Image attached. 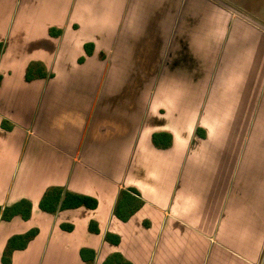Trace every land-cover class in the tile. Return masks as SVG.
Returning <instances> with one entry per match:
<instances>
[{"label":"crops","instance_id":"0c3cea01","mask_svg":"<svg viewBox=\"0 0 264 264\" xmlns=\"http://www.w3.org/2000/svg\"><path fill=\"white\" fill-rule=\"evenodd\" d=\"M30 232L9 264L261 263L264 33L211 0H0V264Z\"/></svg>","mask_w":264,"mask_h":264},{"label":"trees","instance_id":"16d2710c","mask_svg":"<svg viewBox=\"0 0 264 264\" xmlns=\"http://www.w3.org/2000/svg\"><path fill=\"white\" fill-rule=\"evenodd\" d=\"M29 74L27 75V78L29 79ZM161 136H164V138H167L168 136L165 134H155L153 135V142L155 145H160V141L163 140V138L160 139ZM169 138V137H168ZM168 144V141L166 144H163L162 146H166ZM53 199V194L51 192H48L46 194V197L41 201L40 208L46 211H53L55 209L54 204L50 203L49 206H46L47 203H49ZM79 205H86L90 207H94L95 202L92 200H88L83 197L74 196L71 195L69 199L62 204V207H76ZM30 215V204L27 201H20L19 203L11 206L6 207L1 213L2 220H10L14 216H20L23 220H26ZM35 232H30L24 236L14 237L11 238L8 242V245L6 247V251L3 254L2 257V263L3 264H9L8 256L10 255V252L17 249H23L27 243V241L34 236Z\"/></svg>","mask_w":264,"mask_h":264},{"label":"water","instance_id":"95a60500","mask_svg":"<svg viewBox=\"0 0 264 264\" xmlns=\"http://www.w3.org/2000/svg\"><path fill=\"white\" fill-rule=\"evenodd\" d=\"M218 6L222 7L232 15L236 16L237 18L245 21L246 23L250 24L251 26L255 27L256 29L262 31L264 33V24L260 23L259 21L253 19L252 17L248 16L247 14L241 12L240 10L236 9L232 5L226 3L223 0H211Z\"/></svg>","mask_w":264,"mask_h":264},{"label":"rangeland","instance_id":"374dc122","mask_svg":"<svg viewBox=\"0 0 264 264\" xmlns=\"http://www.w3.org/2000/svg\"><path fill=\"white\" fill-rule=\"evenodd\" d=\"M259 264H264V259L261 261V263H259Z\"/></svg>","mask_w":264,"mask_h":264}]
</instances>
